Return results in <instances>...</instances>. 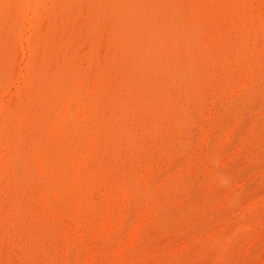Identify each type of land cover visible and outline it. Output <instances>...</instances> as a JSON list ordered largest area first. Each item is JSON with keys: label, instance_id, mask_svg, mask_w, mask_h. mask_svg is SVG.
I'll return each mask as SVG.
<instances>
[{"label": "rangeland", "instance_id": "rangeland-1", "mask_svg": "<svg viewBox=\"0 0 264 264\" xmlns=\"http://www.w3.org/2000/svg\"><path fill=\"white\" fill-rule=\"evenodd\" d=\"M43 1L0 4V264H264V0ZM87 23L117 95L58 135Z\"/></svg>", "mask_w": 264, "mask_h": 264}, {"label": "bare ground", "instance_id": "bare-ground-1", "mask_svg": "<svg viewBox=\"0 0 264 264\" xmlns=\"http://www.w3.org/2000/svg\"><path fill=\"white\" fill-rule=\"evenodd\" d=\"M9 3H11L12 5H14V4H18L19 5V7H20V9H22V11L24 12V10L26 9H28L30 6H31V3L33 4V6H35L36 8L38 7V6H43V5H45L44 4V1L43 0H7ZM3 3V0H0V4H2ZM14 8V7H13ZM35 9V8H34ZM35 12V11H34ZM34 12H33V15H35L34 14ZM38 12V11H37ZM37 12H35V13H37ZM24 14V13H23ZM25 15V14H24ZM26 16V15H25ZM27 17H28V15H27ZM32 17V16H31ZM34 17V16H33ZM32 19V18H31ZM30 19V20H31ZM28 21V20H27ZM33 21V20H32ZM31 21V22H32ZM30 22V21H29ZM45 22V21H44ZM29 25H30V23H29ZM43 25H44V23H43ZM43 25H42V27H43ZM31 26V25H30ZM14 28V27H13ZM24 28H25V24H24ZM26 28H28V27H26ZM30 28V27H29ZM28 28V29H29ZM89 27H88V23L87 24H85L84 26H83V28H82V31H83V33L85 34L84 35V37H85V40L80 44V46H82V45H84V50L85 51H88V53L89 54H87V53H85L84 55L82 54L81 56H78V59H79V62H77V68H79L81 71L80 72H82V74H86L87 75V79H85L83 82H81V85L79 86V89H78V92L76 91H69L68 92V95H66V105H65V108L63 109V112H62V115L60 116V117H58L56 120H54L53 121V126H52V128H53V130L54 131H57L58 133V135H61L62 133H63V130H65V129H72V127L75 125V123L76 122H78V119L79 120H82L83 119V110H84V103H83V99H84V97H89V90H91L92 91V95L93 96H91V97H89V100H88V109H89V114H91L92 113V111H93V114L96 112V110L98 109V102H99V100L100 99H104L105 101H107V99L109 100L110 98H111V100H113L114 99V97L117 95V93L114 91V89H115V85H117V79H118V74H119V66H121V64H122V61H123V59H122V57H121V55L120 54H114L113 52H108L107 51V46H108V43H109V40H110V31H107L106 32V34L104 35V37H98V36H94V38H87V36H89L90 35V31H88L89 29H88ZM27 29V30H28ZM26 30V29H25ZM22 31V30H21ZM14 32H16L17 33V31H14ZM27 32V31H26ZM31 32V31H30ZM25 34V33H24ZM23 35V34H22ZM251 37V36H250ZM21 38V37H20ZM28 38V37H27ZM243 40V39H242ZM31 42H32V40H31ZM257 42H258V40H257ZM83 43H85V44H83ZM20 44V43H19ZM17 45H18V43H17ZM252 45H254V44H252ZM20 47H22V46H20ZM25 47V46H24ZM23 47V48H24ZM19 49V48H18ZM23 50V49H22ZM20 51V50H19ZM24 52V51H23ZM22 52V53H23ZM18 54H19V52H18ZM29 56V55H28ZM26 57V56H25ZM23 58V57H22ZM18 59V58H17ZM19 60V59H18ZM17 60V61H18ZM81 60H83L84 62L87 60L88 61V64H87V68H85V67H83V65L80 63V61ZM19 65V64H18ZM15 69V68H14ZM209 69V68H208ZM25 70V69H24ZM15 71H16V69H15ZM20 72H22V71H20ZM214 72V71H213ZM15 73V72H14ZM13 73V74H14ZM19 73V72H18ZM232 74V73H231ZM17 76V75H16ZM23 76H24V74H23ZM20 78V77H19ZM14 79H15V77H14ZM18 80V79H17ZM18 82V81H17ZM19 82H20V80H19ZM242 82V81H241ZM14 83V82H13ZM230 83V82H229ZM244 83V82H243ZM243 83H241V86H242V84ZM247 84V83H246ZM16 85V84H15ZM14 85V86H15ZM19 86V85H18ZM111 87V88H110ZM236 87V86H235ZM230 88V87H229ZM111 89H112V92H110L111 91ZM232 89V88H231ZM209 91V90H208ZM234 91V90H233ZM236 91V90H235ZM220 92V91H219ZM237 92V91H236ZM14 93V92H13ZM218 93V92H217ZM217 93H216V95H217ZM110 94V95H109ZM65 95V94H64ZM109 96H110V98H109ZM64 97V96H63ZM83 98V99H82ZM227 99V98H226ZM223 103V102H222ZM257 105V104H256ZM211 108V107H210ZM256 108V107H255ZM1 110V109H0ZM86 110V109H85ZM84 110V111H85ZM212 110V109H211ZM257 110V109H256ZM62 111V110H61ZM210 111V110H209ZM208 111V112H209ZM86 112V111H85ZM204 112H205V110H204ZM22 113V112H21ZM98 113V112H97ZM211 112H209V114H210ZM86 114H87V112H86ZM92 114V115H93ZM215 114V113H214ZM91 115V116H92ZM106 115V114H105ZM204 115V114H203ZM211 115V114H210ZM10 116V115H9ZM91 116L90 115H88V117H90L91 118ZM206 116H207V114H206ZM215 116V115H214ZM209 119V118H208ZM207 119V120H208ZM206 120V119H205ZM18 121V120H17ZM218 122V121H217ZM230 122H231V120H230ZM204 124V123H203ZM229 124V123H228ZM50 125V124H49ZM245 125V124H244ZM227 126V125H226ZM225 126V127H226ZM233 126V125H232ZM245 126H247V124L245 125ZM249 126V125H248ZM247 126V127H248ZM207 128V127H206ZM224 129H226V128H224ZM246 129V128H245ZM248 129H249V127H248ZM203 130V129H202ZM201 130V131H202ZM223 130V129H222ZM24 131V130H23ZM192 131V130H191ZM208 131V130H207ZM244 131V130H243ZM243 131L241 132V133H243ZM11 132V131H10ZM205 132V131H204ZM10 135H11V133H10ZM54 135V134H53ZM223 135H225V134H223ZM223 135H222V132H221V136L223 137ZM229 135V134H228ZM196 136V135H195ZM194 136V137H195ZM219 136H220V134H219ZM221 136L219 137V140H220V138H221ZM240 136V135H239ZM55 137V136H54ZM200 137H201V135H200ZM226 137V136H225ZM193 138V137H192ZM204 138V137H203ZM235 138V137H234ZM264 138V137H263ZM30 139V138H29ZM227 138H225L224 140L225 141H227L226 140ZM236 139V138H235ZM247 139V138H246ZM206 139H204V141H205ZM218 140V141H219ZM1 141H3V140H1ZM92 141V140H91ZM207 141V140H206ZM221 141V140H220ZM219 141V142H220ZM224 141V142H225ZM16 142V141H15ZM18 142V141H17ZM230 142H232V141H230ZM236 142V141H235ZM234 142V143H235ZM1 143V142H0ZM7 143V142H6ZM148 143V142H147ZM205 143V142H204ZM92 144V143H91ZM218 144V143H217ZM231 145V144H230ZM230 145L228 146L229 148H230ZM232 146V145H231ZM239 146V145H238ZM237 145H236V147H238ZM204 147V146H203ZM227 147V148H228ZM240 147V146H239ZM200 148H201V146H200ZM214 148H216V145L214 146ZM213 148V149H214ZM236 149H238V148H236ZM24 150V149H23ZM83 150V149H82ZM81 150V151H82ZM228 151H229V149H227ZM34 151V150H33ZM32 151V152H33ZM76 151V150H75ZM224 151H225V149H224ZM0 152L2 153V151L0 150ZM4 152V151H3ZM5 152H6V150H5ZM83 152V151H82ZM212 152H213V150H212ZM227 152V151H226ZM235 152V151H234ZM225 153V152H224ZM223 153V154H224ZM236 153V152H235ZM87 154V153H86ZM4 155V154H3ZM222 155V154H221ZM221 155H219V157L221 156ZM240 155V154H239ZM261 155V154H260ZM14 156V155H13ZM40 154L38 155V157L40 158ZM161 156V155H160ZM232 156V155H231ZM16 157V156H15ZM153 157V156H152ZM222 157V156H221ZM220 157V158H221ZM154 158V157H153ZM184 158V157H183ZM46 159H48L47 157H46ZM182 159V158H181ZM217 159H218V157H217ZM247 159V158H246ZM162 160V159H161ZM216 160V159H215ZM160 161V160H159ZM218 161V160H217ZM220 161V160H219ZM240 161V160H239ZM242 162L244 161V160H241ZM245 161H247V160H245ZM20 161H17L16 159H14L13 161H11V164H13V167L14 166H16L15 168H18V167H20V163H19ZM204 162V161H203ZM9 164H10V162H8ZM88 163H90V162H88ZM156 163V162H155ZM165 163V162H164ZM178 163H180V162H177V164ZM36 164V163H35ZM73 164H75L74 162H73ZM148 164V163H147ZM220 164V163H219ZM224 164V163H223ZM52 165H53V163H52ZM149 165V164H148ZM147 165V166H148ZM154 165V164H153ZM222 165V164H221ZM9 166V165H8ZM8 166H7V168H8ZM18 166V167H17ZM73 166H75V165H73ZM72 166V167H73ZM144 166V165H143ZM176 165H174V167H175ZM262 166V165H261ZM260 166V167H261ZM76 167V166H75ZM142 167V166H141ZM173 167V166H172ZM219 166L217 165V168H218ZM80 168H81V164H79V163H77V170H76V173L78 174L79 173V171H80ZM146 168V167H145ZM158 168V167H157ZM156 168V169H157ZM19 169V168H18ZM32 169V168H31ZM74 169V168H73ZM72 169V170H73ZM76 169V168H75ZM142 169V168H141ZM170 169H172V168H170ZM207 169V168H206ZM21 170V169H20ZM33 170H34V168H33ZM75 171V170H74ZM167 171H170V170H167ZM19 172H21V171H18V173ZM166 172V171H165ZM208 172V171H207ZM225 173L224 174H226V172L227 171H224ZM5 173V172H4ZM3 173V174H4ZM154 173V172H153ZM172 173H174V172H172ZM8 174V173H7ZM10 174V173H9ZM42 174V173H41ZM40 174V175H41ZM48 174V173H47ZM165 173H162L161 174V178L163 179L164 177H162L163 175H164ZM228 174L229 173H227V176H228ZM39 175V174H38ZM143 175V174H142ZM174 175V174H173ZM4 176H5V174H4ZM3 176V177H4ZM158 176V175H157ZM172 176V175H171ZM177 176V175H176ZM138 177V176H137ZM72 178H74V177H72ZM126 178V177H125ZM149 178V177H148ZM214 178V177H213ZM10 179V178H9ZM144 179V178H143ZM158 179L159 180H161L160 179V177H158L157 178V181H158ZM218 179V178H217ZM222 179V178H221ZM70 180V179H69ZM73 180V179H72ZM147 180V178H145V181ZM216 180V179H215ZM220 179H218V181H219ZM257 180V179H256ZM141 181V180H140ZM157 181H155V182H157ZM218 181H216V183L218 182ZM229 181V180H228ZM227 181V182H228ZM60 182V181H59ZM143 182V181H142ZM141 182V183H142ZM223 182V181H222ZM226 182V183H227ZM4 183V182H3ZM2 183V184H3ZM225 183V182H224ZM254 184L256 183V181L255 182H253ZM228 184V183H227ZM254 184H252V186L254 185ZM119 185V184H118ZM222 185V184H221ZM221 185H219V187H221L222 188V186ZM154 187V184L152 183V185L150 186V188L151 187ZM228 186V185H227ZM230 186V185H229ZM11 186H9V188H10ZM32 187V186H31ZM152 187V188H153ZM216 187H218V185H216ZM215 187V188H216ZM42 188V187H41ZM11 189V188H10ZM9 189V190H10ZM39 189V188H38ZM217 189V188H216ZM249 189H250V187H249ZM207 190V189H206ZM219 190V189H218ZM3 191V190H2ZM150 191V190H149ZM227 191V190H226ZM246 191H248V189H246ZM111 192V191H110ZM7 193V192H6ZM10 193V192H9ZM29 193V192H28ZM53 192H51V194H52ZM217 193H218V191H217ZM11 194V193H10ZM32 194H33V192H32ZM56 194H58V193H56ZM26 195V194H25ZM6 196H7V194H6ZM119 196H120V194H119ZM8 197V196H7ZM93 197V196H92ZM108 196L106 195V198H107ZM121 197V196H120ZM237 197V196H236ZM238 197H242V196H240V194H239V196ZM256 197V196H255ZM12 198V197H11ZM43 198V197H42ZM55 198H56V196H55ZM0 199H1V197H0ZM7 199V198H6ZM34 199V198H33ZM143 200V199H142ZM175 200H176V198H175ZM236 200V199H235ZM240 200V199H239ZM244 200H248V199H244ZM7 201V200H6ZM119 201H120V199H119ZM243 201V200H242ZM47 202V201H46ZM256 202V201H255ZM120 203V202H119ZM227 203H228V201H227ZM262 203V202H261ZM108 204H109V202H108ZM114 204V203H113ZM122 204H123V202H122ZM126 204V203H125ZM223 204V203H222ZM230 204H232V203H229V205L227 206L228 208L227 209H229V208H231L232 206H235V205H233L232 204V206H230ZM260 204V203H259ZM6 205V204H5ZM43 205H45V203L43 204ZM78 205V204H77ZM120 205V204H119ZM253 205V204H252ZM110 207H111V205H109ZM142 207V206H141ZM237 207V206H236ZM254 207V206H253ZM77 208V207H76ZM224 208L226 209V207H225V205H224ZM59 209V208H58ZM78 209V208H77ZM76 209V210H77ZM111 209H112V207H111ZM154 209V208H153ZM226 209V210H227ZM250 209V208H249ZM10 210H12V209H10ZM130 210V209H129ZM131 210H132V208H131ZM139 210V209H138ZM54 211V210H53ZM62 211V210H61ZM225 211V210H224ZM223 210L221 211V212H224ZM131 212V211H130ZM141 212V211H140ZM143 212V211H142ZM23 213V212H22ZM39 213V212H38ZM45 213H46V211H45ZM152 213V212H151ZM228 213V212H227ZM226 213V214H227ZM123 214V213H122ZM9 215V214H8ZM20 215V214H19ZM46 215V214H45ZM52 215V214H51ZM118 215V214H117ZM152 215V214H151ZM47 216H49V215H47ZM224 216V215H223ZM38 217V216H37ZM41 217H43V216H41ZM67 217V216H66ZM141 217V216H140ZM216 217H218V215L216 216ZM222 217V216H221ZM29 218V217H28ZM68 218V217H67ZM120 218H122V217H120ZM130 218V217H129ZM133 218V217H132ZM149 218H150V216H149ZM219 218V217H218ZM12 219V218H11ZM10 219V220H11ZM21 220V219H20ZM47 220V219H46ZM118 221H120L119 219H117ZM129 220V219H128ZM212 220V219H211ZM216 220V219H215ZM11 221H13V220H11ZM25 221H27V220H25ZM140 221H142L141 219H140ZM139 221V222H140ZM213 221V220H212ZM264 221V220H263ZM39 222V221H38ZM66 222V221H65ZM129 222V221H128ZM211 222V221H210ZM215 222V221H214ZM47 223V222H46ZM51 223H53V222H51ZM180 223H182V221L180 222ZM179 223V224H180ZM212 223V222H211ZM139 224V223H138ZM184 224V223H183ZM4 225H5V223H4ZM30 225V224H29ZM141 225V224H140ZM139 225V226H140ZM184 225H186V224H184ZM15 226V225H14ZM33 226V225H32ZM126 226H128L127 224H126ZM231 227V226H230ZM15 228V227H14ZM111 228V227H110ZM127 228V227H126ZM195 228V227H194ZM201 228V227H200ZM203 228V227H202ZM233 228V227H232ZM13 229V228H12ZM37 229V228H36ZM106 230H107V228H105ZM130 229V228H129ZM150 229V228H149ZM182 229V228H181ZM215 229V228H214ZM127 230V229H126ZM227 230H228V228H227ZM11 231V230H10ZM135 231V230H134ZM195 231V230H194ZM194 231H193V233H194ZM197 231V230H196ZM200 231V230H199ZM202 231V230H201ZM13 232V231H12ZM11 232V233H12ZM29 232V231H28ZM76 232V231H75ZM84 232V231H83ZM124 232H125V230H124ZM124 232H122V233H124ZM10 233V234H11ZM14 233H15V231H14ZM108 233V232H107ZM135 233V232H134ZM217 233V232H216ZM75 234V233H74ZM234 234V233H233ZM20 235V234H19ZM66 235V234H65ZM70 235H71V233H70ZM81 235V234H80ZM135 235V234H134ZM133 235V236H134ZM187 235V234H186ZM210 235H212V234H210ZM230 235H232V234H230ZM255 235V234H254ZM72 236V235H71ZM79 236V235H78ZM185 236V235H184ZM189 236H190V234H189ZM5 237V236H4ZM65 237V236H64ZM82 237H84V236H79V238H81V240H82ZM206 237V236H205ZM210 237V236H209ZM264 237V236H263ZM71 238V237H70ZM94 238V237H93ZM186 239V238H185ZM196 239V238H195ZM12 240H14V239H12ZM32 240V239H31ZM60 240V239H59ZM117 240V239H116ZM178 240V239H177ZM228 240V239H227ZM260 240V239H259ZM8 241V240H7ZM94 241V240H93ZM129 241H131V240H129ZM175 241V240H174ZM179 241V240H178ZM200 241H201V239H200ZM199 241V242H200ZM262 241V240H261ZM15 242V241H14ZM58 242H60V241H58ZM85 242V241H84ZM217 242V241H216ZM263 242H264V240H263ZM263 242L261 243V244H259L260 246L263 244ZM7 243V242H6ZM5 243V244H6ZM45 243V242H44ZM81 243V242H80ZM258 243V242H257ZM51 244V243H50ZM54 244V243H53ZM99 244V243H98ZM114 245H115V242L113 243ZM132 244H134V243H132ZM19 245V244H18ZM47 245V244H46ZM85 245V244H84ZM4 246V245H3ZM98 246V245H97ZM96 246V247H97ZM118 246V245H117ZM195 246H197V245H195ZM217 246H219V245H217ZM6 247H8V246H6ZM5 247V248H6ZM30 247V246H29ZM75 247V246H74ZM128 246H127V242H125V243H123V245H122V249L123 250H125L126 248H127ZM214 247V246H213ZM258 246H256V248H257ZM26 248V247H25ZM47 248V247H46ZM121 248V247H120ZM214 248H216V247H214ZM255 248V249H256ZM261 248V247H260ZM264 248V247H263ZM262 248V249H263ZM62 249V248H61ZM66 250H68L67 248H65ZM104 249V248H103ZM193 249V248H192ZM254 249V248H253ZM258 249H259V247H258ZM8 250V249H7ZM12 250H14V249H12ZM92 250V249H91ZM73 251V250H72ZM71 251V252H72ZM119 251V250H118ZM117 251V252H118ZM183 251V250H182ZM5 252H7V251H5ZM16 252H18L17 250L15 251V253ZM69 252V251H68ZM105 252V251H104ZM121 252V251H120ZM254 252V251H253ZM256 252V251H255ZM2 253H4V252H2ZM10 253V255H11V252H9ZM215 253V252H214ZM237 253V252H236ZM72 255H73V252L71 253ZM82 254V253H81ZM118 254V253H117ZM17 255V254H16ZM19 255V254H18ZM70 256V257H73V256ZM186 255V254H185ZM237 255V254H236ZM235 255V256H236ZM249 255V254H248ZM252 255H253V253H252ZM15 256V255H14ZM39 256V255H38ZM101 256V255H100ZM124 256H125V254H124ZM124 256H122V257H124ZM212 256H214V254L212 255ZM216 256H218V255H216ZM12 257V256H11ZM16 257V256H15ZM29 257V256H28ZM61 257H62V255H61ZM93 257V256H92ZM215 257V256H214ZM256 257V260H257V256H255V253H254V256H253V258H255ZM13 258V257H12ZM12 258H11V260H12ZM20 258V257H19ZM31 258V257H30ZM88 258V257H87ZM134 258V257H133ZM251 258H252V256H251ZM250 259L249 261H252V262H254V259ZM259 258V257H258ZM57 259V258H56ZM63 259V258H62ZM89 259V258H88ZM87 259V260H88ZM101 259V258H100ZM235 259V258H234ZM69 260V259H68ZM107 260H108V258H107ZM17 261V260H16ZM30 261V260H29ZM28 261V262H29ZM63 261V260H62ZM247 261H248V259H247ZM13 262V261H12ZM12 262H11V264H12ZM97 263H98V261H96ZM150 262V261H149ZM173 262V261H172ZM246 262V261H245ZM35 263V262H34ZM88 263V262H87ZM169 263V262H168ZM23 264V263H22ZM24 264H26V263H24ZM41 264V263H40ZM101 264V263H100ZM103 264V263H102ZM202 264V263H201ZM208 264V263H207ZM246 264V263H245ZM250 264V263H249Z\"/></svg>", "mask_w": 264, "mask_h": 264}]
</instances>
